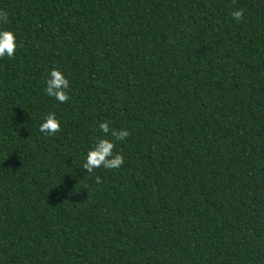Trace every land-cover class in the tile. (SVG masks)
Here are the masks:
<instances>
[{"label":"trees","instance_id":"16d2710c","mask_svg":"<svg viewBox=\"0 0 264 264\" xmlns=\"http://www.w3.org/2000/svg\"><path fill=\"white\" fill-rule=\"evenodd\" d=\"M0 10L17 39L0 58V264H264V0ZM102 121L130 132L124 163L87 173Z\"/></svg>","mask_w":264,"mask_h":264},{"label":"clouds","instance_id":"9594fccd","mask_svg":"<svg viewBox=\"0 0 264 264\" xmlns=\"http://www.w3.org/2000/svg\"><path fill=\"white\" fill-rule=\"evenodd\" d=\"M245 9L236 8L232 11V18L241 21L244 18ZM9 23L8 12L0 10V24L7 25ZM17 48V39L15 33L6 27H0V58L5 56L12 58ZM69 81L63 72L57 68L50 71L46 80L45 92L49 97H54L60 103L68 101L69 96L67 89ZM98 128L102 136L96 140L92 147L88 150L86 158L82 164L83 169L87 173H92L95 169H117L124 163L122 153L115 151L116 143L123 141L130 135L127 129L111 128L107 121L98 124ZM39 131L45 135L51 136L60 131V121L57 119L55 112H49L44 120L39 124ZM97 184L103 183L100 177H96Z\"/></svg>","mask_w":264,"mask_h":264}]
</instances>
